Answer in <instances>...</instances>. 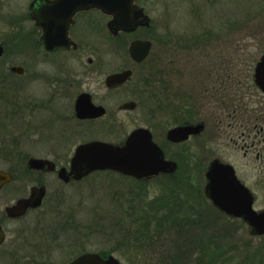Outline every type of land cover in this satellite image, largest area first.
<instances>
[{"label": "flooded vegetation", "instance_id": "flooded-vegetation-1", "mask_svg": "<svg viewBox=\"0 0 264 264\" xmlns=\"http://www.w3.org/2000/svg\"><path fill=\"white\" fill-rule=\"evenodd\" d=\"M83 1L96 6L75 8L78 2L86 4ZM131 1L141 11L143 17L140 20H147L146 23L132 30L120 28L115 31L113 22L116 16H122V12L126 15L127 9L121 5L128 0H0V145H23L24 141V144L29 145L79 146L102 143L122 146L126 145L133 131L144 130L150 135L153 144L163 151L164 159L177 165L172 174L160 173L142 179L105 170L64 182L58 178V171L63 168L69 172L74 151L64 165L39 158L54 164L55 170L50 172L28 170L25 164L26 171L41 175L54 174L61 184L75 185L100 173L115 174L137 182L161 179L176 182L179 164L172 155H168L163 145L173 150L184 146V156L188 167H191L192 163L198 165L205 154L211 153L207 145H212L214 138L223 140L227 145H232L238 159L246 160L247 168L245 165L233 164L221 152L208 160L203 169L200 168L199 172L203 171L200 174L190 171V174L181 176L180 180L186 182L181 185L177 196L193 193L200 202H206L209 208L217 212L220 218L238 221L254 236L242 217L227 215L216 208L208 199L205 187L206 173L213 161L229 165L236 179L248 190L252 209L256 212L264 210V204L262 208L256 209L253 191V185H264V90L256 83L255 77L257 65L264 56V46L247 59L249 46L246 49L242 47L245 39L258 38L263 43L261 37H264V30L244 33L236 30L238 22H232L235 27L232 30H223L221 27L199 30L188 39H180L179 50H197L207 55L200 57L188 53L186 58L189 59L184 62H175L172 57L165 60L166 63H161L163 55H160L155 43L160 37L166 39L173 36L170 29L160 24L161 0ZM196 1L200 4V0ZM108 4L119 5L114 8L117 12L112 13ZM240 34L246 37L241 38ZM44 36L63 40L59 46L49 50L42 40ZM224 38L227 41L233 38L232 55L222 51ZM135 41L150 43L147 55L140 62L129 54L130 45ZM162 48L167 53L175 52V46ZM257 54L258 59L255 61ZM199 58L203 60L198 61ZM162 64L173 73L183 70L186 86L181 99L177 100L175 92L171 96L168 94L169 97L159 98L157 83L161 84L162 80L150 78L154 77V70L159 65L162 67ZM127 71L130 75L123 82H108L110 76ZM163 99L168 102L167 111L159 105ZM176 100L182 101V109L176 106ZM154 104L155 107L152 106ZM135 113L140 118L139 122L135 120ZM179 116L185 119L178 123L176 120ZM185 126L190 127L191 132L184 141L174 142L167 138L170 130ZM193 180L205 181L204 187L195 185L196 190L192 186ZM32 187L45 189L41 206L27 209L20 217L10 218L4 208L15 200L2 208L3 220L23 219L43 206L47 186L44 183L33 185L28 195ZM28 195L21 198H27ZM62 228L63 225L50 227L44 229L49 231L44 232L22 225L9 230L0 221V264H69L83 254H96L75 252L63 262L62 254H59L61 246L56 243ZM97 254L103 259L108 256Z\"/></svg>", "mask_w": 264, "mask_h": 264}, {"label": "rangeland", "instance_id": "rangeland-1", "mask_svg": "<svg viewBox=\"0 0 264 264\" xmlns=\"http://www.w3.org/2000/svg\"><path fill=\"white\" fill-rule=\"evenodd\" d=\"M159 21L162 27L170 29L173 34L166 39L160 37L155 43L160 55H163L160 62L166 63L168 58L173 57L179 63L189 59L186 58L188 53L200 57L207 55L197 50H179L180 39H188L199 30L220 27L232 30L235 28L232 22H238L236 30L244 33L264 30V0H200V4L196 0H161ZM261 38L263 43L258 38L245 39L242 47L246 49L249 46L246 59L264 46V37ZM163 46H175L174 54L167 53ZM221 46L224 53L232 55L233 38L228 41L224 38ZM158 67L150 80H162L161 84L157 83L159 98L169 97L175 92L177 100L181 99L186 86L183 70L173 73L163 64ZM177 100L176 106L182 109V101ZM167 103L163 99L159 105L167 111ZM155 104L152 106L155 107ZM134 116L139 122V116L136 113ZM184 119V116H179L176 122ZM213 141L212 145H207L211 153L205 154L198 165L192 163L191 167H188L184 156V146L173 150L163 145L168 155H172L179 164L176 182L165 179L137 182L115 174L100 173L75 185L61 184L54 174L41 175L26 171L25 162L29 157H34L64 165L77 145H29L24 144V141L23 145H0V170L14 176V181L0 190V221L9 230L25 225L46 232L50 229H44L63 225L60 235L56 234V243L61 246L59 254H62L59 260L63 262L75 252H95L111 255L121 264H264V235H250L238 221L220 218L217 212L209 208L206 202H200L193 193L177 196L181 185L186 182L180 180L181 176L190 174V171L200 174L203 172H199L200 168L203 169L208 160L221 152L233 164L245 165L247 168L248 163L238 159L232 145H227L223 140L217 141L216 138ZM195 152L200 153L199 150ZM249 169L251 171V167ZM39 183L47 186L43 206L23 219L3 220L2 208L27 196L29 188ZM192 184L194 188L195 185L203 188L205 181H194ZM253 186L256 209H260L264 204V185ZM47 223L59 225L49 227Z\"/></svg>", "mask_w": 264, "mask_h": 264}, {"label": "water", "instance_id": "water-1", "mask_svg": "<svg viewBox=\"0 0 264 264\" xmlns=\"http://www.w3.org/2000/svg\"><path fill=\"white\" fill-rule=\"evenodd\" d=\"M76 3L75 8L84 6H96V4L83 1ZM111 12L115 13V7L119 5L109 4ZM126 8V15L116 16L113 22L115 31L118 29L132 30L147 20H140L141 11L132 5V1L121 5ZM120 12V11H119ZM121 13V12H120ZM144 22V23H143ZM47 49L51 50L61 44L63 38L44 36L42 38ZM150 48L149 42L135 41L129 48L130 56L140 62L147 55ZM256 72V83L264 90V56L261 58ZM130 72L112 75L108 78L109 83H121L126 80ZM200 127L197 128V130ZM190 127H177L168 132L167 138L174 142L184 141L189 135ZM144 130L133 131L127 138L126 145L115 146L102 143H89L75 148L70 160V170L58 171V178L64 182L70 179L79 180L94 171L110 170L119 174L142 179L158 175L160 173L172 174L176 170V163L165 160L163 151L154 145L150 135ZM26 168L33 171H53L55 166L48 160L30 157L26 161ZM207 184L205 192L212 204L233 217H242L251 227V233L257 236L264 235V210L256 212L252 209V199L248 190L236 179L231 166L219 164L213 161L206 173ZM13 180V176L0 170V189L4 184ZM45 189L32 187L27 198L16 200L12 205L4 208L5 214L10 218L22 216L27 209H35L41 206ZM2 234L0 233V240ZM69 264H121L113 256L108 255L103 259L99 254L86 253Z\"/></svg>", "mask_w": 264, "mask_h": 264}, {"label": "trees", "instance_id": "trees-1", "mask_svg": "<svg viewBox=\"0 0 264 264\" xmlns=\"http://www.w3.org/2000/svg\"><path fill=\"white\" fill-rule=\"evenodd\" d=\"M176 198V197H175ZM187 219V218H186ZM181 224H183L182 222H180Z\"/></svg>", "mask_w": 264, "mask_h": 264}]
</instances>
